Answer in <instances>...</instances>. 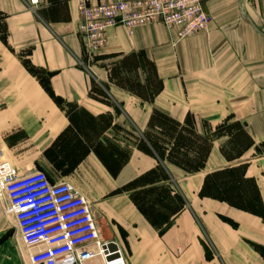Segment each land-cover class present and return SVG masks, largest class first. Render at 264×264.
<instances>
[{
    "label": "crops",
    "instance_id": "0c3cea01",
    "mask_svg": "<svg viewBox=\"0 0 264 264\" xmlns=\"http://www.w3.org/2000/svg\"><path fill=\"white\" fill-rule=\"evenodd\" d=\"M78 4L0 0L5 159L71 184L128 264H264L254 246L264 248V218L201 196L207 177L244 169L264 205V0H205L208 32L183 41L161 24L132 35L111 29L88 68L78 64ZM138 60L153 63L160 85L144 88L148 97L116 83L105 66ZM223 124L242 126L240 150ZM3 216L0 203L1 236L10 230ZM18 236H7L0 264H28Z\"/></svg>",
    "mask_w": 264,
    "mask_h": 264
},
{
    "label": "built area",
    "instance_id": "2783aa9c",
    "mask_svg": "<svg viewBox=\"0 0 264 264\" xmlns=\"http://www.w3.org/2000/svg\"><path fill=\"white\" fill-rule=\"evenodd\" d=\"M205 0H79L78 35L95 57L106 49L109 31L161 24L175 41L209 30ZM37 7L39 0H30ZM0 203L13 216L29 252L28 264H128L122 246L101 237L87 200L68 183L51 182L43 172L21 176L0 150Z\"/></svg>",
    "mask_w": 264,
    "mask_h": 264
},
{
    "label": "trees",
    "instance_id": "16d2710c",
    "mask_svg": "<svg viewBox=\"0 0 264 264\" xmlns=\"http://www.w3.org/2000/svg\"><path fill=\"white\" fill-rule=\"evenodd\" d=\"M1 27L4 33L6 30L5 24L3 23V26H0V28ZM232 126L233 125L227 127ZM178 127L179 126L174 123V134L177 133ZM224 127L225 125L223 124L219 127V129H223ZM176 135L177 137H173L175 140V148L180 146L182 143L180 138L181 135ZM151 146L153 150L160 155L158 149L154 146V143L151 142ZM169 157L170 159H175V162L179 165L185 164V168L190 169V165L192 164L191 162H188L187 160L183 161L173 152L169 153ZM202 167L203 164L200 162L194 167V169ZM243 173L244 169H231L218 172L210 177H207L205 185L201 191V196L225 202L239 210L264 218V205L261 200L258 187L254 181L245 180ZM248 186H250V188H248ZM254 246L264 256V248L257 245Z\"/></svg>",
    "mask_w": 264,
    "mask_h": 264
},
{
    "label": "rangeland",
    "instance_id": "374dc122",
    "mask_svg": "<svg viewBox=\"0 0 264 264\" xmlns=\"http://www.w3.org/2000/svg\"><path fill=\"white\" fill-rule=\"evenodd\" d=\"M3 23H4V20L2 17H0V26H3ZM0 30L1 32H3L2 27L0 28ZM84 55L85 57H83L82 61L79 62L78 64L81 68H88V62H91L94 64L96 59L95 57L93 58L90 57L86 52H84ZM126 64L128 65L127 69L123 68V64L120 65L117 62H111V63L105 64V66H107L108 69L112 72L113 76H115L116 83L125 85L127 87H131L132 89L141 92V94L145 97L146 96L148 97V95L144 93L145 91L144 88H149L153 92L159 90L160 85H159V82L155 78V70H154V66L152 62L138 60V61L129 62ZM137 66L140 67L139 71L137 69ZM140 85L142 86V88ZM223 130H228L229 133H232L236 137H239L237 139L238 140L237 149L240 150L243 144H245V143H242V140H244V138H242L243 133H241L243 130L242 126L233 125L232 127H224ZM262 151L264 152V146L262 147ZM19 172L21 176H28L32 173H35V171L31 172V171H26L24 169H19ZM248 188H250V186H248ZM3 218L5 217L3 216ZM5 219H6L8 227H10V230H8V232L5 233V235L3 236L0 235V259L1 257L5 258V255H6V247L8 245L6 244L7 238H8L7 236H10L12 232L17 231L14 229V227L16 226L14 217L6 216ZM18 239L22 240L20 236H18ZM23 246H24V250L28 251L24 243H23ZM90 264H100V262L99 260H96V261L90 262Z\"/></svg>",
    "mask_w": 264,
    "mask_h": 264
}]
</instances>
